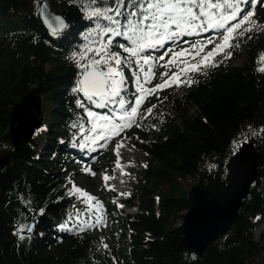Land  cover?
Instances as JSON below:
<instances>
[{
    "label": "trees",
    "instance_id": "1",
    "mask_svg": "<svg viewBox=\"0 0 264 264\" xmlns=\"http://www.w3.org/2000/svg\"><path fill=\"white\" fill-rule=\"evenodd\" d=\"M42 1L0 0V156L9 155L8 166L0 170V264H264V239H255L264 225V72L258 70L264 66V0L240 5V16L254 9L253 14L230 38L231 47L201 64L206 51L195 62L183 94L180 86L151 93L126 130L127 141L147 158L146 167L132 163L124 168L136 184L130 200H119L124 206L114 209L117 235L126 241L115 256L94 249L89 228L59 227L84 208L69 196L64 169L76 155L71 146L84 142L80 126L90 128L84 110L76 106L83 97L72 91L81 71L73 53L87 43L94 21L85 18L84 0H49L71 26L53 37L39 17ZM245 28L251 31L238 35ZM239 59L243 64L235 66ZM170 76L163 80L169 82ZM161 82L158 75L153 88ZM28 95L47 103L43 126L36 131L43 147L33 140L16 146L11 141L13 112ZM150 108L152 114L142 120ZM245 143L259 154V180L231 228L196 256L183 244L185 230L177 225L190 210L189 181L223 192L228 164ZM114 176L123 178L119 168ZM131 210L136 213L130 215ZM32 223L33 234L26 236L25 230V239H19L21 224Z\"/></svg>",
    "mask_w": 264,
    "mask_h": 264
},
{
    "label": "snow or ice",
    "instance_id": "2",
    "mask_svg": "<svg viewBox=\"0 0 264 264\" xmlns=\"http://www.w3.org/2000/svg\"><path fill=\"white\" fill-rule=\"evenodd\" d=\"M246 2L247 0H223V2L221 0H108L107 3H101L98 0H84L82 11L86 19L94 21V26L85 36L87 43L73 53V59L81 71L80 78L72 91L82 95L83 99L77 98L76 106L84 110L87 123L91 126L88 129H85L83 125L80 126L84 138L80 147L87 148L89 142L95 144L100 140L104 141L100 147H106L112 138V133L118 135L124 128L136 123L138 109L145 95L162 90L168 84V81L163 80V77L167 75L165 72L161 74V83L154 88L144 87L145 84L151 83L150 73L155 58L145 56L143 53L158 47L162 48L166 43L179 45L185 36H199L212 32L214 35L207 37L204 45L195 42L191 44L192 49H201L207 43L215 44V47L202 57L200 63L203 64L209 57L223 51L226 46H232L229 43L230 38H234L233 34L245 21L249 20L254 11L253 9L240 16L243 11L240 5ZM251 3L255 4L256 0H251ZM45 22L54 35L60 31V25L64 23L59 16L45 17ZM54 22L57 25L55 28H53ZM247 31L251 29L245 28L238 35L243 36ZM217 36L220 43H216ZM117 38L126 43L120 42ZM113 48L122 50L127 55L122 56L121 51H113ZM168 51L172 49H166L165 54ZM189 51V49H182L180 52H174L173 56H183ZM88 54H92L91 60L87 59ZM196 54L198 55L199 51ZM230 55L231 53H228V56ZM159 59H163V56ZM260 59L264 62V56ZM82 60L85 63L81 64ZM133 64L136 65L135 69L132 68ZM144 65H149V73H145L141 80L139 73L144 72ZM124 68H128L132 73L131 95H129L127 79L124 76ZM258 70L264 72V66ZM90 76L92 79L89 80ZM94 108L106 111L96 112L93 111ZM152 111L153 109H148L141 119H147ZM97 125H99L98 128ZM85 131L90 135H84ZM121 146L122 142L117 145L118 160ZM127 166L130 165L117 163L116 167L120 169L121 176L127 174L124 171ZM85 170L91 171L89 168ZM92 174L95 175V173ZM114 178L115 176L106 175L104 180L107 182ZM68 194L76 196L84 208L77 209L75 215H68L66 222L59 225L61 229L83 231L104 223L101 218L102 204L94 196L82 192L75 184ZM92 201L96 203L93 204ZM38 214L43 215L44 210L40 209ZM33 228L34 224H21L19 239H25V230L26 233H31Z\"/></svg>",
    "mask_w": 264,
    "mask_h": 264
},
{
    "label": "rangeland",
    "instance_id": "3",
    "mask_svg": "<svg viewBox=\"0 0 264 264\" xmlns=\"http://www.w3.org/2000/svg\"><path fill=\"white\" fill-rule=\"evenodd\" d=\"M259 2L260 0H256V3L254 5H256L257 3L259 4ZM213 35L214 33L207 32L199 36H194L183 40V41L187 40L188 43H184L182 41L179 45L170 44L169 48H171L172 51L171 54L167 55L165 60L159 59V57L161 56H157L154 52L143 54L145 56H149L150 58H155L153 60L154 66L151 68V73H150L151 83L145 84L144 87L148 86V88H153V82L155 78L158 75L167 72V74H171V76L169 77L171 79L169 80L168 84L165 86L163 90H167L174 86H180L181 90L179 94L180 95L183 94L184 91L182 85L184 83L185 78L193 73L194 71L193 66L195 65V62L198 61V59L201 56H204V52L210 50L212 43H207L206 46L202 47L201 49H192L191 44L195 42L200 45H204L206 43L207 37ZM117 40L126 43L120 38H117ZM166 49H168V47H165L163 51H165ZM182 49H189L190 51L185 52L183 56H175V57L173 56L174 52H180ZM197 51H199L198 55L196 54ZM124 55L127 54L124 53ZM164 55L165 52L162 56ZM213 57H209L208 60H205V62H208ZM243 62H244L243 59H239L234 63V65L241 66ZM165 65L167 66L165 67ZM135 67L136 65L133 64L132 68L135 69ZM178 69L181 71V74L177 72ZM145 73H149V65H144V72L139 73V75L141 76V80H143ZM174 73H178V75L174 76L173 75ZM124 76L127 79L129 95H131L133 77L131 71L128 68H124ZM42 103H43L42 106V111H43V109L47 104L44 98H42ZM93 111L104 112L106 110L94 108ZM43 120H44V116H43ZM133 125L134 124H132L130 127H132ZM89 127L91 126L89 125ZM98 127L99 125H97V128ZM130 127H126L125 129L120 131L119 135L114 140H110L107 143L106 147H100V145L97 146L96 150H92L93 151L92 155L88 159H84L83 157L84 156L86 157V155L94 147V145H92L93 143L89 142L87 149L84 148L82 151H80L79 148L73 149L74 146H71V150H73L74 153H76V155L74 159L69 160L68 164L65 166L64 169V173L70 181V186H69L70 191L73 188V184H75V186L81 189L82 192H86L89 195L94 196L96 200L101 202L103 209L101 218L104 221V223L97 227L89 228V230L91 231L93 238L96 241L94 249L98 250L100 249V247L103 249H107L110 252H112L113 256L116 255L115 253L117 248L120 246V243L126 242L125 239H121V237L117 235L120 229L115 219L114 209L120 210L122 208L120 207V205L123 204L119 202V200L120 201L121 199L124 201L130 200V195L133 192V188L135 187L136 181L133 179H129L125 175H123V178L121 179L114 178V179H109L107 182H105L104 177L106 175L108 177H113L115 175V168H117L116 167L117 163L121 165H129L132 163L135 164L139 163L145 165L147 158V155L145 153H143L135 145H132L127 141L126 130H128ZM85 135H90V133L87 132L85 133ZM148 139H153V137L151 136ZM31 140H33L34 143L39 147H43V143L39 140L37 134H35ZM121 142H122V146L119 148L120 158L118 160L116 150H117V145L121 144ZM86 168L91 169V171H86L85 170ZM92 173H95V175H93ZM112 183H115V185H112ZM191 185H192L191 187L192 189L195 187L196 182L189 181L188 186ZM123 193H127L128 195H121ZM92 203L95 204L96 201H92ZM128 213L130 215H134L136 213V210H131ZM182 222L183 220L178 221L177 225L182 224ZM255 239L259 242L263 241L264 225L260 226L259 229L256 231ZM105 245H107V247H105Z\"/></svg>",
    "mask_w": 264,
    "mask_h": 264
},
{
    "label": "water",
    "instance_id": "4",
    "mask_svg": "<svg viewBox=\"0 0 264 264\" xmlns=\"http://www.w3.org/2000/svg\"><path fill=\"white\" fill-rule=\"evenodd\" d=\"M46 9V11H45ZM59 16L64 22L60 31L53 34L45 22V17ZM39 17L44 28L52 36H61L70 30V23L63 14L56 12L49 0L39 5ZM57 27L53 23V28ZM89 80L92 79L90 76ZM42 97L28 95L12 115L11 141L18 145L30 141L43 126ZM9 163V155L0 156V170ZM259 154L255 146L245 143L228 164V178L225 190L219 194L203 190L195 185L189 192L190 210L182 224L185 230L183 244L196 256L202 257L209 245L226 234L238 217L244 200L249 196L254 184L259 180ZM35 223H32L31 225ZM34 231V228H33ZM25 233L26 236L33 234Z\"/></svg>",
    "mask_w": 264,
    "mask_h": 264
},
{
    "label": "bare ground",
    "instance_id": "5",
    "mask_svg": "<svg viewBox=\"0 0 264 264\" xmlns=\"http://www.w3.org/2000/svg\"><path fill=\"white\" fill-rule=\"evenodd\" d=\"M190 37H192V36H185L184 38H183V40H185V39H187V38H190ZM187 41V40H186ZM161 48V47H160ZM153 51V50H152ZM146 67V66H145ZM119 122V121H118ZM109 142V141H108ZM110 144V143H109ZM97 146H94L92 149H91V151L86 155L87 157H91V154H92V150H96L97 148H96ZM87 149V148H86ZM78 151V150H77ZM87 151V150H86ZM85 157V156H84ZM83 157V158H84ZM101 157V156H100ZM112 185H115V183H112Z\"/></svg>",
    "mask_w": 264,
    "mask_h": 264
}]
</instances>
